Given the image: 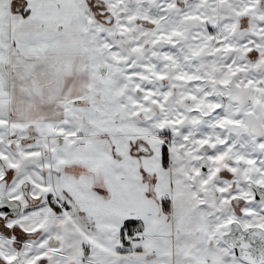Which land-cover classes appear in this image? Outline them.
Instances as JSON below:
<instances>
[{
	"label": "snow or ice",
	"instance_id": "obj_1",
	"mask_svg": "<svg viewBox=\"0 0 264 264\" xmlns=\"http://www.w3.org/2000/svg\"><path fill=\"white\" fill-rule=\"evenodd\" d=\"M0 264H264V0H0Z\"/></svg>",
	"mask_w": 264,
	"mask_h": 264
}]
</instances>
